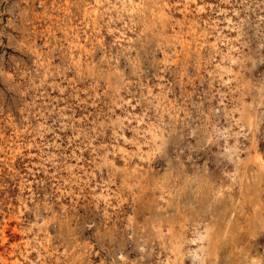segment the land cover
I'll return each instance as SVG.
<instances>
[{"label": "rangeland", "instance_id": "obj_1", "mask_svg": "<svg viewBox=\"0 0 264 264\" xmlns=\"http://www.w3.org/2000/svg\"><path fill=\"white\" fill-rule=\"evenodd\" d=\"M212 263L264 264V0H0V264Z\"/></svg>", "mask_w": 264, "mask_h": 264}, {"label": "bare ground", "instance_id": "obj_2", "mask_svg": "<svg viewBox=\"0 0 264 264\" xmlns=\"http://www.w3.org/2000/svg\"><path fill=\"white\" fill-rule=\"evenodd\" d=\"M224 184V183H223ZM166 191V190H165ZM251 191V190H250ZM163 198V197H162ZM16 228V227H15ZM253 263V262H252ZM213 264V263H212Z\"/></svg>", "mask_w": 264, "mask_h": 264}]
</instances>
